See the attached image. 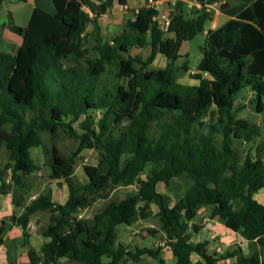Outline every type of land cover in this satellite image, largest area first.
<instances>
[{
	"label": "trees",
	"instance_id": "trees-1",
	"mask_svg": "<svg viewBox=\"0 0 264 264\" xmlns=\"http://www.w3.org/2000/svg\"><path fill=\"white\" fill-rule=\"evenodd\" d=\"M74 1L76 9L63 15L34 9L25 28L9 23L23 41L13 54L0 52V149L6 150L10 171L6 180L0 162V195H9L11 205L22 209L0 220L7 264H17L7 233L19 227L28 245V224L37 212L49 214L42 232L47 242L38 251L28 248L27 264L61 259L139 264L143 256L164 264V247L175 264H192L193 254L200 258L195 264H264V205L253 198L264 189V139L260 126L239 117L235 106L249 90L256 111L264 112V0L207 31L196 72L189 75L195 85L178 82L177 71H189L188 56H181L180 49L204 33L210 12L201 10L191 18L172 13L163 33L152 21L156 11L140 7L111 42L96 37L95 56L88 58L86 29L98 26L81 8L96 17L104 6L99 12L92 0ZM146 46V59L130 54ZM159 54L167 65L154 69ZM182 57L185 62L175 66ZM108 67L115 68L121 82L113 89L100 83ZM95 113L100 117L95 119ZM60 131L78 141L67 156L55 144ZM32 148L40 149L48 180L66 186L63 204L52 201L48 187L27 201L31 176L39 170ZM85 150L96 152L97 162L83 165L86 181L81 183L74 171ZM173 179L183 194L168 206L156 186ZM130 187L122 199H112L115 190ZM100 201L106 202L103 209L91 218L80 216ZM199 207L243 238L248 254L235 246L216 256L207 253L206 243H192L191 235L201 228L191 224ZM152 217L158 229L147 231L160 234V246L131 249L118 242L119 226Z\"/></svg>",
	"mask_w": 264,
	"mask_h": 264
},
{
	"label": "crops",
	"instance_id": "crops-1",
	"mask_svg": "<svg viewBox=\"0 0 264 264\" xmlns=\"http://www.w3.org/2000/svg\"><path fill=\"white\" fill-rule=\"evenodd\" d=\"M10 1H12L14 3L27 4L29 6L27 14L22 17L25 25H24V27L21 26V28H25L27 26L28 21L32 15V12L34 9H38V10H41V11H43L49 15L55 16V15H63L65 12H67L69 10H74L77 7V3L74 0H10ZM143 1L144 0H122L123 3H121V0H92V2L97 6V8H96L97 11L100 12L102 10L101 6H104V11L96 17L88 9L89 13L92 14L91 18H94L96 20V23L98 26V30H96V31H98L99 37L106 40L107 42H111L113 40V38L120 35L125 29V24L128 21H134L135 20L134 11L143 5ZM254 1L255 0H199V3L194 4L192 1H189V0H187V1L178 0V2L176 3V5L174 7H168L166 0H163V2L158 6V12L166 13L168 11H172L174 13H180V14L185 15L188 18H191V17H194L195 13L200 12L201 10H205L206 12H210L212 14V19L210 21V22H212V27L209 28L208 30H213V29H216L219 27V26H217L218 19H219V17L225 15L227 10H230L231 8H234V7L237 8V11H236V13H234L233 16L227 17L228 18L227 21H228L230 19L235 18L238 13H240L243 9H245L250 3L254 2ZM184 3L186 5V8L189 9V11H187L186 13H184V9H183ZM121 4H125L126 9H124L121 6ZM9 23H12L14 26H16V24L14 23L13 20L12 21H4V19H0V52L7 53V54H13L21 46L23 39H22V36L14 34L13 32H11L8 29ZM92 30H93V27H92V24H90L87 27L86 32L91 33ZM207 31H204V33L201 34L202 35L201 37L196 36L193 40H191L189 42H185V43H191L195 39L199 38V41L197 42V44L195 46L196 49H193V47H192V50L185 52L181 56L187 55L188 56L187 60H189L190 57L196 55V56H199V61H200V59L202 57L200 48L203 45L204 38H205ZM98 34L96 37H98ZM139 50H141V49L132 48V49H130V54L134 55V52L139 51ZM137 54H139V53H137ZM137 54H135V55H137ZM179 60H182V64H183L186 59L184 57H182L181 59H178L177 61H179ZM199 61H198V63H199ZM156 62H159L161 65H163L162 67H160V69L165 68L167 65L166 58L160 54L155 57V59L152 63V66H154ZM176 62H175V66H176ZM191 81L193 84L187 83L185 85H195L196 84V81H194V80H191ZM181 84H183V83H181ZM2 149H4V148H2ZM39 150H40L39 148H32L31 154L34 152L37 153ZM0 151H1V149H0ZM40 164L42 165L43 162H37L36 163V165L38 166L39 169H40ZM43 166H44V164H43ZM44 169H46L47 176H49V174H50L49 169L45 166H44ZM38 171L33 173L31 176L32 188H31V192L29 194V197L27 198V201L34 199L44 189V188H37V186H36L37 184L34 181V177L37 175ZM85 181H86V177L83 181H81V183H84ZM51 182L57 185L56 181H51ZM178 183H179V181L176 179L171 180L168 185H164V184L160 183L156 186V191L164 197V200L166 202V198H167L166 194H169V191H171L173 189L176 190V186L178 187V185H179ZM58 186L61 187V192H59L61 194V196H60L59 200H57L55 197L56 192L53 188L54 186L53 185L50 186V183H48L46 187L50 188L52 191V201L54 203H57V204H63L67 199V188L64 184H61ZM182 194H183V189L181 190V194L176 199V201L182 196ZM253 198L258 203L264 205V189H261L256 194H254ZM6 201L10 202V196L9 195H5V196L0 195V220L3 217H6V216H9L12 214L17 216L22 211V209L13 207L11 205V202H10V210H8L7 208H3L2 204H4ZM172 205H168V206H172ZM8 211H10V212H8ZM152 212H153V210H152ZM43 213L47 215V225H48L49 214L47 212H37L31 216L28 227H32V221L33 220L37 221L40 214H43ZM155 213L156 212H153V214H155ZM196 217H198L197 222L194 221ZM195 218L191 222V224L198 225L201 228L198 232L191 235L190 241L194 244L206 243L207 244L206 250H207L208 254L216 255V256H222L227 251L232 250L235 246H239L244 255L248 254L247 242L243 238H241L237 233H234L233 231L227 229L218 218L209 219V210L206 207H199L197 209V214H196ZM139 222H143V221L138 220L136 223H139ZM136 223H134V224H136ZM47 225H46V227H47ZM132 226H130V227L119 226L117 228L118 229V242L121 243L122 245H124V244L120 240L121 234L126 229H129ZM44 229H42V231H41V236H42V232ZM19 232L21 233V230L19 227H13L7 233L6 237L12 240V238H13L12 233H19ZM29 239L30 238H28V240H27L28 245L25 246L24 238L22 236L21 248L26 249V252H25L26 259H27V250L30 247ZM45 242H47V240L43 238V243H45ZM139 248H142V247H139ZM229 248H231V249L229 250ZM38 250H36V251H38ZM163 254H164V256H163ZM2 257L4 258V261L7 264V250L4 246H0V258H2ZM145 257L151 258L149 256H143L141 258L142 261L139 264H144L143 261H144ZM160 258H162V260H164V264H175V258L173 257L171 251L167 247H164L162 249V252L160 254ZM151 259L153 261H155L156 264H159L158 260L153 259V258H151ZM65 260L66 259H61L59 261V263L62 261H65ZM199 260H200V258L196 254L191 255L192 264H195ZM18 261H19V259H18V255H17V263H19ZM20 261H21L20 263H22V264L28 263V259H27V261H25V259L22 258V260H20ZM233 261H234V259H228L226 262L229 263V262H233ZM128 263H131V262H128ZM0 264H3L1 262V260H0ZM131 264H133V263H131Z\"/></svg>",
	"mask_w": 264,
	"mask_h": 264
},
{
	"label": "rangeland",
	"instance_id": "rangeland-1",
	"mask_svg": "<svg viewBox=\"0 0 264 264\" xmlns=\"http://www.w3.org/2000/svg\"><path fill=\"white\" fill-rule=\"evenodd\" d=\"M187 1V0H184ZM192 1L194 4L199 3V0H189ZM178 2V1H177ZM29 9V6L27 4L23 3H14L10 0H0V19H4V21H14L16 24V27H24L25 23L23 22L22 17L27 14ZM183 9L184 13L189 11L188 8H186L185 3L183 4ZM237 8H231L230 10H227L225 15L219 17L217 26H220L221 24H224L227 21V17H231L236 13ZM93 27V25H92ZM212 27V22H208L205 25V31H207L209 28ZM98 34V31H95L94 27L91 33H87L85 37V45L87 47L88 53L87 57L92 58L95 56V52L93 51V46L95 45V38ZM198 36H202L201 34ZM99 37V34H98ZM101 38V37H100ZM199 41V38L195 39L191 43H183L180 49V55H183L185 52L196 49V44ZM140 51V52H139ZM139 51H135L134 55L139 53L143 59H146L148 55L150 54V47L146 46L142 48ZM199 61V56H192L189 58V71L187 73L182 72L181 70L177 71V77L178 81L183 84H193L192 81L189 79V75L193 74L196 72V67L198 65ZM182 65V60H179L176 62V66L180 67ZM159 62H156L152 68L154 69H160L162 67ZM100 83L103 85L105 83L110 89H113L117 84H120V81H117L115 78V68L114 67H108L107 71L102 75L100 78ZM236 108L240 109L241 111L238 113V116L241 118H245L252 123L257 124L261 128L262 132V138L264 139V112L258 113L255 109V105L252 102V94L249 92V90H244L237 98L236 103H235ZM243 108V109H242ZM100 113H95L94 118H99ZM75 129H78V125H74ZM43 138L46 139V136L43 135ZM55 144L59 151L61 152L62 155L67 156L69 155L76 147L78 144V141L70 138L67 133H63L60 131L57 136L55 137ZM32 159L34 163L37 162H43V157L41 155V151L39 150L37 153H32ZM0 162L1 166L3 168V171L5 173V178L9 180L10 176V171H7L5 169V165L8 162V156L5 151V149H1L0 151ZM97 162V154L94 151L90 150H85L82 152L81 157L77 160L76 166H75V177L81 182L85 179V175L83 173L82 167L85 164H90L94 165ZM32 180V178H31ZM34 181L36 182L37 188H45L48 183H50V186L53 185L54 190H55V197L57 200H59L61 194V187L58 185L52 183L51 181L48 180L47 172L46 169H44L43 164H40V169L37 172V175L34 177ZM178 187L176 186V190L173 189L169 191V194H166V203L168 205H172L176 199L180 196L181 190L183 189L181 183H178ZM133 187L130 188H119L115 190L112 194V199L114 200H120L124 197L126 192L132 190ZM63 190V189H62ZM106 202L100 201L91 206L89 209L83 211L80 216L82 218H91L95 213L100 211L105 207ZM3 208H7L10 210V202L6 201L4 204H2ZM12 208V207H11ZM151 209L153 212L157 211V208L155 206H151ZM10 212V211H8ZM198 217L195 218V222H197ZM47 225V215L46 214H40L38 217L37 221H32V227H28V236H29V243L30 247H32L35 250H38L40 245L43 243V238L41 236V231L44 229ZM157 230L158 229V220L154 217L147 221L139 222L134 224L131 228L126 229L120 237L121 242L129 246L131 249L133 247H149V248H156L157 246L161 245V240H160V234H157L155 236L150 235L147 230ZM17 234V235H16ZM12 240L7 238L11 243H12V252H11V257L15 259L17 262V255L19 259V263L17 264H22L20 263L22 258L26 259V249L21 248L22 244V234L19 233H12ZM17 236V237H16ZM233 247V246H232ZM231 247V248H232ZM229 248V250L231 249ZM248 250V249H247ZM24 257H23V256ZM164 256V254H163ZM1 262L3 264H6L4 261V258H0ZM144 264H156L155 261H153L151 258L145 257ZM59 264H76L74 262L65 260L60 262ZM131 264V263H127Z\"/></svg>",
	"mask_w": 264,
	"mask_h": 264
},
{
	"label": "built area",
	"instance_id": "built-area-1",
	"mask_svg": "<svg viewBox=\"0 0 264 264\" xmlns=\"http://www.w3.org/2000/svg\"><path fill=\"white\" fill-rule=\"evenodd\" d=\"M178 0H166L168 7H174L176 5ZM163 2V0H144L142 8L148 9V10H154L156 11V14L152 17V21L157 25V27L163 32L167 33L168 28L171 22V14L174 13L172 11H168L166 13L158 12V6ZM126 9V7H123ZM84 12L88 13L90 17H92V14L89 13L87 7L81 8ZM139 8L134 11V14L138 13Z\"/></svg>",
	"mask_w": 264,
	"mask_h": 264
}]
</instances>
